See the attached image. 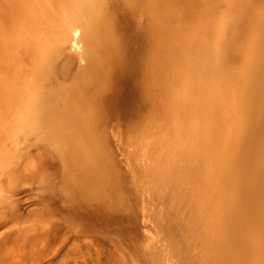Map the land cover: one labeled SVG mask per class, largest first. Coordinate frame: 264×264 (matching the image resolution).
<instances>
[{"label":"rangeland","instance_id":"obj_1","mask_svg":"<svg viewBox=\"0 0 264 264\" xmlns=\"http://www.w3.org/2000/svg\"><path fill=\"white\" fill-rule=\"evenodd\" d=\"M55 1L63 4L62 0ZM193 1L196 2L191 6L176 7L172 15L166 3L143 7L133 0H107L101 56L96 60L100 66L90 76L93 86L101 77L105 88L99 92L95 85L97 94L91 99L90 115L72 108L64 95L61 102L65 113L73 116L80 113L93 133L92 137L86 135V152L79 154L83 158L79 165L84 166L81 172L72 169L71 155H66L70 143L80 137L71 119L62 120L57 115L47 119L45 109L41 133L21 132L14 142L13 162L0 171L3 176L0 264H161L159 250L169 238L173 240L169 227L184 230L174 222V217L178 210H183L191 186L199 190L201 199L207 196L205 199L209 201L200 200L207 203L199 212L204 217L199 218V226L188 228L196 241L188 243L182 239L180 245L186 249L192 247L195 253L191 256L196 255L199 264H219L221 259L220 264H231L230 260L232 264L264 260V0H217L212 35L204 38L201 35L209 29L188 26L189 19L195 15L192 7L198 4L197 0ZM195 16L201 17V14ZM65 28L74 31L63 39L57 59L49 66L54 80L52 87L57 89H68L69 84L79 83L95 64L88 52L95 48L83 38L82 27L75 23ZM190 29L192 40L200 38L202 43L213 47L216 55L212 59L221 73L218 83L227 90L222 96L223 105L236 116H220L219 126L211 136L214 154L209 153V161L198 163L204 164L201 168L190 157L198 148L195 146L196 151L187 137L193 129L198 133H202V128L206 131L202 125L191 126L196 125L197 118L200 122L208 120L200 112L201 108L204 111L212 106L208 94L203 92L193 98L185 113L174 121L166 112L167 103L172 99L168 78L174 69V61L168 54L175 37ZM184 42L190 43V40ZM64 63L71 68L70 72L64 70ZM56 94L51 97L55 96L58 101L61 95L57 91ZM183 132L187 137L181 140ZM12 144L11 140L6 142V145ZM89 158L98 169L107 170L103 182L88 178L85 162ZM210 173L219 176L212 178ZM210 186L215 189L209 190ZM247 186L251 187L248 193L244 189ZM205 190L207 194L203 193ZM251 206L254 208L250 209ZM232 207H237V211ZM215 211L228 219L221 216L224 219H219L221 224L218 220L215 226L213 222L221 218ZM250 212L254 214H247ZM210 214L217 215V219ZM237 214H241L239 219L245 216L243 222L237 219ZM245 224L252 227L245 229ZM228 228L234 231L225 232ZM217 233L227 236L222 239Z\"/></svg>","mask_w":264,"mask_h":264},{"label":"bare ground","instance_id":"obj_2","mask_svg":"<svg viewBox=\"0 0 264 264\" xmlns=\"http://www.w3.org/2000/svg\"><path fill=\"white\" fill-rule=\"evenodd\" d=\"M60 1L61 0H59V2ZM62 1H63L62 2L63 4L64 3H66V4L65 5L58 4V2H56L55 0H0V171L4 168L8 167L9 165H11V163L13 162L14 154H15L14 142H17L16 140H18L22 131H27L28 133H34V132L35 133H38V132L41 133L43 131L44 122L42 121V119L45 118V116L43 114L45 109L47 110L48 115H49V116H46V117H48L47 119H49V118L53 119V117H55L56 115H57V117H60L62 120H70L71 119L72 126L74 125L75 129L79 132L80 137H76L75 138L76 140H73L70 143V145L68 147V152L66 155H68V154L71 155L70 157L69 156L68 157L73 161V164L70 165L72 169L81 172V168L84 166V164L79 165V163H80L79 161L81 159L83 160V158H81L82 156H80L79 154H83L86 152V149H85V144L87 141L86 135L89 137H92L93 133H92L91 129L88 128L87 122L84 121V118L81 116L80 113L77 115H74V116L72 114H69L68 112L65 113L64 111H66V110L63 111V108L61 107V102L63 101V95H64V98L68 101V104H70V106L72 108H76L78 110L85 111V112H87L88 115H90L93 112L90 102H91V99L94 98L95 94H97L95 85L98 86L99 92H102V90L105 88V86H103L104 84L101 85L102 84V82H101L102 79H100L101 77H98L96 84L93 86L92 85L93 82H92V79H90V76L92 75L93 71L94 70L96 71V68H98L100 66V64L96 60L99 56H101L100 49H101V45L103 43V35H104L103 23H105V20H106L107 0H62ZM133 1H134V3H136L138 5H142L143 7H149V6L153 5L154 3H158V2H160V4L166 3V4H168V6H170L172 15H174L173 13H174L176 7L183 6L185 8V6H187V5L191 6V4H193L192 2H194L193 0H133ZM197 1H198V4L193 5L192 9L195 12V15L201 14V17H197L194 15L192 18L189 19V25L188 26H192V27L198 26V27H203V28L209 29V30H205L203 32V34L201 35L202 38L209 37L210 35H212V31H210V29L212 26V22L214 21L213 18H214L215 13L213 12L214 11L213 9L215 7L214 5H215L217 0H197ZM216 9H219V8L217 7ZM188 12H190V11H188ZM183 14L185 16V13H183ZM249 14H251V13H249ZM80 19H82V21L79 24ZM95 22H97V24ZM75 23H77L78 26L82 27L81 33L83 32L82 33L83 38L86 39V40L85 39L84 40L89 45H92V47L95 48V50L92 49V50L88 51V52H90V55L92 54L91 56H92V58H94L93 61H95V64H93L89 68V70L87 72H85L84 78H82V80L79 83L69 84L68 89L62 87V88H59L60 89L59 90V89H57L58 88L57 86L52 87V85L54 84L53 83L54 80L51 77V73L49 71V69H50L49 66H51L50 63H54L55 58L57 59V57L60 53V45L64 41L63 39H65L67 35H69V34L71 35V33L74 31V30L71 31L72 30L71 28H65V27L66 26L70 27L72 25L75 26ZM191 31H192L191 29L188 31H183L180 35H177L175 37V42H173L174 44L172 45L171 51L168 54L170 57H172V59L174 61V64H173L174 69H173L172 75H170L168 78V82L170 81L169 82L170 84L168 85V87H169L168 89L171 93L172 99L170 100L169 104L167 103L166 112H167V115L168 114H170V116L172 115V119L174 121V118L176 119L177 117H180L182 115V113L186 110V108L192 102L193 98L199 97L203 92L208 94V99L211 100L212 106L207 108V110L204 109V111L202 110V108L200 109V112H202V113L204 112L203 116L206 115V118H208V120L205 119V120H201V122H200V120H198V118H197V121H195L196 125L191 126V127H194V126L198 127L197 125L199 124V125L204 126L206 128V131H205V129L203 131V128H202V133H198L197 131H195L193 129L190 132L191 135L188 134L189 131L188 132L184 131V132H187V135H190V136L187 137L185 135L186 133L183 132L184 136L182 135L183 137L181 139V140H183L184 138L187 137L188 139H190L189 143H191V142L194 143V145L192 144L194 146V149L196 147L198 148V151H197V149H195L197 152H192L194 154H192V153L190 154V157H193V159H195L196 163L198 164L200 162L202 163V161L205 159H207L209 161V159L211 158L209 156V153H212L214 151L213 145L211 144V139H212L211 136L213 137L212 132L215 131L219 126L220 116L223 114L224 115L226 114L228 116L233 115V117H236V116H234L235 114L233 111H229V109H230L229 107H228L229 109H226L223 105L222 96L227 90L225 89V87L222 84L218 83V81L221 80V79H219L221 73L219 70L220 69L219 66L217 64H214V61L212 59V57L214 55H216L215 52L212 50L213 47H210V44H204V42L202 43L200 41V38L192 40L190 38L191 37L190 36ZM111 32H112V30H111ZM198 36L199 35H195V37H198ZM241 38L244 39L243 37H241ZM187 39L190 40V43L184 42ZM220 40H222V39H220ZM247 43H248V41H247ZM96 48H98V49L96 50ZM227 48L224 50L225 52L227 51ZM233 49H236V48H233ZM217 55H219V54H217ZM227 63H228V61H227ZM63 67H65L64 70L66 72H70L71 68H68V66H66V63H64ZM233 67H232V69H233ZM226 69H228V68H226ZM222 70L224 71V69H222ZM142 71H143V69H142ZM189 75L192 76L191 79H190ZM224 81H225V79H224ZM222 82H223V80H222ZM53 88H56L58 95H61V97L59 96V99L57 98L58 101L61 99L60 102H58L56 100L55 96L57 94H56L55 90L54 91L52 90ZM52 94H54L55 96L51 97ZM37 96L40 97L39 98L40 100L36 99V98H38ZM192 105H191V107H192ZM259 111H260V109H259ZM186 114H187V111H186ZM193 114L196 115L194 112H193ZM188 116H190V114ZM190 117H188V118H190ZM176 126H177V122H176ZM219 128H222V127H219ZM234 129H236V128L234 127ZM186 130H187V128H186ZM198 130H199V128H198ZM259 134H261V133H259ZM218 135H219V133H218ZM219 136H221V135H219ZM10 140L13 142L14 145L13 144L12 145H6V142H8ZM183 142L187 143L188 141H183ZM230 142H231V140H230ZM260 150H261V148H260ZM192 151H194V150H192ZM225 151H227V150H225ZM212 154H214V153H212ZM215 155H214V157H215ZM232 155H233V153H232ZM238 155H240V154H238ZM228 156H229V154H228ZM218 159L220 160V158H218ZM212 161H214V160H212ZM231 161H232V159H231ZM91 162H93L92 158H89L85 162L86 169L88 172L87 173L88 178L93 180V181L103 182L105 180L107 170H100L96 167L95 164H92ZM200 165L203 166L204 164H200ZM200 165H199V168L202 167V166L200 167ZM228 166H230V165H228ZM228 166H225V167H228ZM209 169H212V168L209 167ZM209 169H207V170H209ZM214 169L215 168L213 166V169H212L213 172H215ZM202 171H203V168H202ZM206 173H204V174L208 175V173L207 174ZM233 173H232V175H233ZM199 174L200 173H198L197 176ZM210 175L213 178V175H216V174L210 173ZM210 175L208 176V178L210 177ZM218 176L216 175V177H218ZM236 176H238V174H236ZM214 178H215V176H214ZM2 179H3V176L0 175V184L2 182ZM204 180H205V178L202 181H204ZM219 181H220V179H219ZM201 183L204 184L205 182L204 183L201 182ZM233 183H234V181H233ZM202 184H201V186H202ZM236 184H235V186H236ZM244 185H246V183ZM191 187L189 189L190 194L187 193L188 199L187 200L184 199L187 202L184 203V206L182 207L183 210L182 211L178 210V212L175 213V217H174V219H175L174 222L181 224L184 230L178 231L173 227H172V229H170V227H169L168 231L170 232V236L173 237L172 238L173 240H171L169 238L166 246L164 248H162L161 250H159V258L161 259V262H160L161 264H199L198 257L196 255L191 256V253H195L194 249H192V247H190V248L188 247L186 249L185 248L186 246H183V244L180 245L182 239H184L185 241L187 239L188 243L194 242L193 240H195V238H194L192 232L189 231L191 229H188V228H192V227L194 228L196 225H198L199 218L201 216L204 217L203 213H202L203 215L201 214V216H200L203 205H206L209 201V200L207 201L205 199L207 196L206 197L204 196L205 198L201 199L202 195L200 197L201 193L199 194V190L195 189L194 187H192V188ZM202 187H204V185ZM212 187L210 186L209 190L212 189ZM247 187L246 188L243 187V188L246 191H247V189H251L250 186L248 188ZM204 188H206V187H204ZM213 188L215 189V187H213ZM202 191H204V190L202 189ZM211 191H213V189ZM211 191H209L208 193H210ZM219 191L222 192L224 190L221 189ZM250 192H252V190ZM203 193L207 194L206 190ZM247 193H248V191H247ZM220 196H221V194H220ZM209 197H211V195ZM213 199L217 200L218 197L217 198L214 197ZM221 199H222V197H221ZM200 200L201 201L206 200L207 203L204 204ZM246 200H245V202H247ZM224 201H227V200L224 199ZM231 201H233V200H231ZM216 202L217 201H214V203H216ZM219 202H221V201L219 200ZM217 203H216V205H217ZM227 203H226V205L224 204L225 207L227 206ZM235 203H237V201ZM235 203H234V205H235ZM248 204H250V203L248 202ZM209 206H210V203H209ZM231 206H233V205H231ZM231 206H229V208ZM235 206L240 207V205H237V204ZM221 207H223V205ZM225 207H224V211H226ZM243 207H245L244 204H243ZM211 208H212V205H211ZM236 208H233L232 210H235ZM240 208H238V209H240ZM253 208L251 206L250 209H253ZM215 209H217V208H215ZM215 209H213V210H215ZM216 211H219V213H221L220 210H218V209ZM236 211H237V209L235 210V212ZM227 212H229V211H227ZM244 212L246 213V211H244ZM219 213L216 212V214H218V217L220 215ZM231 213L232 212H230L229 214H231ZM233 213H232V215H233ZM247 214L251 215L254 213L250 212ZM237 215H238L237 219H239V216H241V214H237ZM210 216H211V214H210ZM214 216H211V217H214ZM221 216L224 217L223 214L220 215V217ZM208 217L209 216H207L206 218H208ZM225 217H226V219H228L227 216H225ZM242 217H245V216H242ZM242 217H240L239 220H242V222H243ZM214 218L217 219V215ZM224 218H222V217L218 218L216 221L214 219H212V220L215 221L213 223H215V226H216L217 221L219 219H224ZM234 220H236V219H234ZM209 221H211V220H209ZM220 221L221 220H219V223H220ZM236 221H238V220H236ZM236 221H234V222H236ZM201 222H203V220ZM228 222H229V220H228ZM246 222H248V221H246ZM210 225H208V226H210ZM231 225H230V227L228 225H225V226H228L229 228L233 229V226L231 227ZM205 226L207 227L206 224H205ZM247 226L249 227L248 224H247ZM247 226H246V224L244 225V227H246L245 229H248ZM241 227H243V225ZM251 227H252V225H251ZM251 227H249V228H251ZM207 228H209V227H207ZM212 228H214V227H212ZM229 228L227 231H225V230H223V231L229 232V233L234 231L232 229L230 231ZM259 228L260 227H258V229ZM242 230L245 232L244 229H242ZM249 230H251V229H249ZM211 231L214 232L217 230L215 229V230H211ZM201 233H202V231H201ZM233 234H234V232H233ZM217 235H218V233H217ZM226 236L225 237L219 236V238L222 237V239H223V237H224V239H225ZM227 238H230V237H227ZM227 240L228 239H226V241ZM233 240H235V239H233ZM220 241H222V240L220 239ZM226 241L224 243H226V244H227V242L229 243V241H227V242ZM217 242L219 243V241H217ZM204 244H205V242H204ZM226 244H224L223 246H225ZM232 246L235 247L236 245L232 244ZM207 247H208V245H207ZM221 247L222 246H220L219 248H221ZM246 247H244V248H246ZM222 249H223V247H222ZM227 249H229V248H226V250ZM235 249H236V247H235ZM249 249H248V252L250 251ZM216 250H218V249H216ZM209 252H210V250H209ZM209 252H206V254ZM234 255L236 256L235 253H234ZM221 256H223V255H221ZM225 256H226V254H225ZM231 256H233V254H231ZM227 258L229 259V257H227ZM235 258L237 259V256ZM230 259H231V257H230ZM262 259L261 260H254L253 259L254 261L251 260L253 262H251V261H248V262H251V264H264V260H262ZM221 260H220V263H221ZM230 261L232 264V260H230ZM222 263L225 264L224 262H222Z\"/></svg>","mask_w":264,"mask_h":264}]
</instances>
